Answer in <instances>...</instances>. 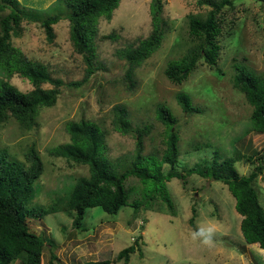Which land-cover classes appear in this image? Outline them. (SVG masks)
<instances>
[{"label":"rangeland","instance_id":"obj_1","mask_svg":"<svg viewBox=\"0 0 264 264\" xmlns=\"http://www.w3.org/2000/svg\"><path fill=\"white\" fill-rule=\"evenodd\" d=\"M18 1L43 17L52 14L57 5V0ZM151 1L123 0L110 21L99 20L93 41L96 68L84 83L86 66L72 48L68 22L62 20L54 25L53 40L48 42L39 23L22 21L20 36L12 38L13 47L45 66L50 78L64 84L55 105L39 110L32 129L23 128L11 118L0 125V149L9 160L27 167L25 153L34 146L43 163V173L34 183L35 197L28 208L64 205L75 182L89 177L87 166L50 154L53 148L69 143L67 125L71 122L83 120L99 127L104 133V154L117 169L134 160V138L112 129V109L116 105L126 109L134 128L150 127L143 138V158L160 159L163 155L165 127L158 121L156 110L162 106L171 113L179 137L177 171L207 165L214 158H233L236 153L252 156L264 149V134L249 131L251 108L232 86L235 66L256 75L264 73V0H231L230 7L222 8L216 65L208 67L199 60L180 85L171 83L164 71L170 61L180 59L195 46L188 37L189 18L202 20L210 8L198 4L199 0H163L166 28L162 42L128 80L126 64L118 59L117 51L149 35ZM112 33L116 35L114 40L100 39ZM3 77L0 72V80ZM8 81L23 93L32 90L30 83L17 75ZM73 82L82 84L67 87ZM42 87L50 89L51 85ZM178 94L189 98L194 109L191 114L183 113ZM234 167L240 176L249 175L253 168L245 158ZM162 170L166 172L168 167L163 165ZM253 186L264 207V175ZM125 188L130 202L141 198L142 185L136 179L127 180ZM166 189L172 210L162 202L137 216L129 206L115 215L106 214L99 207L87 209L81 231L72 228L71 211H59L41 219L27 218L29 230L44 238L42 264L99 260L125 264L115 257L130 246L135 251L127 264H264V255L257 246L244 243L241 217L226 186L190 175L184 185L174 178L166 183ZM192 217L200 235L189 224Z\"/></svg>","mask_w":264,"mask_h":264},{"label":"trees","instance_id":"obj_2","mask_svg":"<svg viewBox=\"0 0 264 264\" xmlns=\"http://www.w3.org/2000/svg\"><path fill=\"white\" fill-rule=\"evenodd\" d=\"M121 1L123 0H57L52 14L43 17L33 9L21 6L18 0H0V72L4 76L0 80V125L11 118L23 128L32 129L39 110L53 107L64 85L59 79L50 78L45 66L31 61L13 47L12 38L20 36L22 21L39 23L47 41L51 42L54 37L52 27L66 20L72 48L81 56L86 66V77L82 81L84 83L96 68L93 41L98 33V22L100 19L110 21ZM198 4L209 6L210 10L202 20L189 18L188 37L195 46L180 59L170 61L164 71L166 78L175 85H180L187 79L199 60L212 67L216 65L219 56L221 10L224 6L230 7L232 1L199 0ZM149 14V35L145 39L128 43L117 51L118 59L126 64L125 77L128 80L135 69L159 48L164 36L166 27L163 20V0H152ZM115 38L114 33L100 37L102 40ZM235 71L232 86L243 95L251 108L249 131L264 134V73L256 75L240 66H235ZM13 75L27 80L32 90L23 93L11 85L8 80ZM82 83H69L67 87L77 88ZM45 84L51 85V88L44 89L42 86ZM177 102L184 114L193 112L191 102L185 94H178ZM112 113V129L120 135H131L134 138L136 157L122 169H117L116 164L110 162L104 154V133L98 126L83 120L69 123V143L53 148L50 154L75 165L87 166L89 177L75 182L67 202L62 206L54 204L47 209L28 208L35 197L34 183L43 173V163L34 146L25 153L27 167L9 160L6 152L0 149V264H42L44 238L29 230L27 218L41 219L59 211H71V226L74 230L81 231L87 209L99 207L104 213L115 215L122 207L129 206L137 216L141 211L153 210L156 202H162L168 210H172L166 183L176 178L184 185L185 178L190 175L226 186L235 201L234 209L241 217L240 233L244 243L257 246L264 255V207L253 186L256 179L264 175V149L252 156L243 157L236 153L233 158H214L207 165L177 171L179 137L175 129L176 120L167 109L160 106L156 110L158 121L165 127V150L160 159L154 156L140 157L143 138L149 134L150 127L134 128L128 119V112L120 105L114 106ZM244 158L253 168L249 175L240 176L234 164ZM163 165L168 167L166 172L162 170ZM130 178L142 185L141 198L131 202L125 188V183ZM192 212L195 213L194 209ZM189 224L200 235L195 229L193 217ZM134 251L133 246L124 248L116 255L115 260L127 264ZM111 263L112 260H99L83 264Z\"/></svg>","mask_w":264,"mask_h":264}]
</instances>
